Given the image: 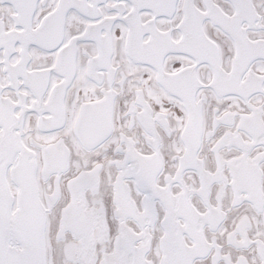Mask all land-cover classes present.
<instances>
[{
    "label": "snow or ice",
    "instance_id": "6c2138e0",
    "mask_svg": "<svg viewBox=\"0 0 264 264\" xmlns=\"http://www.w3.org/2000/svg\"><path fill=\"white\" fill-rule=\"evenodd\" d=\"M0 264H264V0H0Z\"/></svg>",
    "mask_w": 264,
    "mask_h": 264
}]
</instances>
